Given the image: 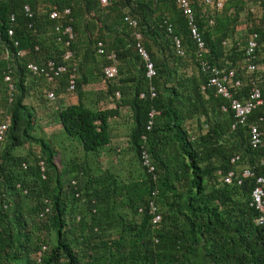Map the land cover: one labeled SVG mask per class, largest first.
<instances>
[{"label": "trees", "instance_id": "1", "mask_svg": "<svg viewBox=\"0 0 264 264\" xmlns=\"http://www.w3.org/2000/svg\"><path fill=\"white\" fill-rule=\"evenodd\" d=\"M190 4L203 40L200 56L173 0H0V123H6L0 264H264V226L249 205L253 177L238 184L220 177L244 166L264 173L261 151L248 143L251 125L264 135V75L262 103L239 123L225 98L200 89L206 75L199 66L201 60L237 65L243 55L236 41L253 32L264 47V0H223L220 8ZM65 8L63 19L48 17L51 9ZM240 20L245 28L237 35ZM56 25L70 27L68 45L56 40ZM173 36L183 55L175 53ZM137 42L152 63L150 79ZM19 49L25 54L17 56ZM66 49L67 71L50 81L26 68L27 62L59 63ZM109 54L116 68L111 79L102 73L112 63ZM261 68L264 73V53L257 75ZM68 73L76 103L55 109L46 92L64 91ZM249 77L242 72L232 89L241 101ZM45 106L51 115L56 111L50 120L61 131L46 134L38 124ZM151 109L156 113L146 130ZM121 133L126 147L111 148L114 164L102 168L103 146ZM56 135L54 144L49 137ZM141 149L151 171L141 166Z\"/></svg>", "mask_w": 264, "mask_h": 264}, {"label": "built area", "instance_id": "2", "mask_svg": "<svg viewBox=\"0 0 264 264\" xmlns=\"http://www.w3.org/2000/svg\"><path fill=\"white\" fill-rule=\"evenodd\" d=\"M205 4L210 6H214L215 8H220L223 0H202ZM100 5H105L107 0H98ZM176 7L180 9L181 13L185 16L187 25H188V32L190 38L192 39L193 43L195 44L197 50V56H200L202 47H203V40L197 30V26L195 24V20L193 18L192 8L190 4V0H173ZM24 11L29 13V9L27 6L23 7ZM69 13L68 9H51L48 12V17L50 19H57V18H64ZM9 19L13 20V15L9 16ZM129 23L134 25V21L130 20ZM166 30L170 32V25H167ZM55 31L58 33L56 40L61 41L62 44L68 45L69 40L72 38L71 29L69 26H61L56 25ZM7 34H12V29L7 30ZM135 38H139V34H135ZM173 39V46L175 49V53L177 55H183V49L181 47V43L179 38L176 36L172 37ZM238 40V39H237ZM227 40H223L222 44L226 45ZM17 42H14L16 45ZM236 45H238L242 49V58L241 61L238 62L237 65L230 67L228 62H225L224 65H213L208 63L206 60L199 61V66L201 71L206 75V79L204 84L200 86V89L203 91L208 89L212 91L215 95L225 98L228 102L229 109L233 112V117L235 118V122H243L246 119V116L255 109L258 105L262 103V99L260 96V89H259V79L261 78L260 75L256 74L259 54H258V35L257 33L253 32L247 35L245 41L241 44L236 41ZM98 53H102V48L100 43H97ZM136 51L138 55L143 59L144 66H145V77L150 79L154 75V69L152 66L151 61L148 59L147 53L144 48L137 42L136 43ZM24 50H17L16 55L22 56L24 54ZM112 63L105 65L102 68V73L105 78H113L116 74V68L113 64L114 57L113 54H109L107 56ZM71 58V52L66 49L63 51L61 56V62L54 63L53 61H47L44 65L38 66L33 62L26 63V68L35 74H43L47 80H52L53 77L57 76L60 72L67 71V67L69 66V60ZM74 64V63H73ZM73 69V68H72ZM247 73L250 75L249 80L247 81L248 89H247V97L245 100H239L234 97L232 89L238 88L241 84L240 76L241 73ZM4 80H9V76L5 75ZM152 87H150V90ZM65 90L68 94L73 95L75 92V83H74V75L73 73L67 74V85ZM153 95V92H150ZM115 97H118V93H114ZM143 94L140 93L139 97H142ZM46 98L52 102L55 99V95L53 91H48L46 93ZM222 110H225L224 106H221ZM156 113L155 110L151 109L147 113V120L145 124V129H150L152 124V119L154 114ZM234 122V123H235ZM234 125V124H233ZM232 125V126H233ZM6 128V123H0V139L3 136V133ZM144 139V136H140ZM248 143L252 149H259L261 151V155L259 157V164L263 167L264 170V135L258 130L256 125H251L248 132ZM139 158L141 164L146 166L147 171L152 170V166L149 163V158L147 153L141 149L139 153ZM237 160V156L231 157L229 162L234 163ZM42 169V167H41ZM219 173V171H217ZM221 180L224 183H231L233 180L236 183H240V178L243 177H253L254 184L251 188L249 194V205L256 209L259 212L258 217L256 218L255 222L257 224H263L264 222V173L256 175L254 172L244 166L241 170L237 173L234 170H228L224 175L221 174ZM158 220V215H154L152 221Z\"/></svg>", "mask_w": 264, "mask_h": 264}, {"label": "crops", "instance_id": "3", "mask_svg": "<svg viewBox=\"0 0 264 264\" xmlns=\"http://www.w3.org/2000/svg\"><path fill=\"white\" fill-rule=\"evenodd\" d=\"M245 28V23L244 21L240 20L239 24L236 26V33L237 35H240V33L243 32ZM259 52V57L261 58L263 55V51H264V47L263 45H259L258 48ZM263 69L261 68L260 70V76L263 78ZM56 95V102L55 104L57 105V107L61 108L64 107L65 105L68 104H72V103H76V94L75 95H70L67 92L62 91L61 93L55 94ZM56 112V111H55ZM54 112V113H55ZM53 113V115H50V109L45 107H40V109L38 110V124L42 127V130L48 134L51 135V133H56L61 131V127L60 125H58L57 123L53 125V123H51V121H49L51 118H53L55 116V114ZM39 121L43 122V125H41L42 123H39ZM115 121V117L109 118V122H114ZM53 122V121H52ZM47 126V127H46ZM118 128V125H117ZM122 128V127H121ZM121 128L119 127L118 130L120 131ZM46 133V134H47ZM125 136L123 133L117 135L116 137L110 139L109 143L106 144L105 146H103L102 148V152H101V156L100 159H102V163L106 162L108 163L107 165L111 164L113 161V153L114 151L111 150V148H116L115 151H118L119 149H122L124 144H125Z\"/></svg>", "mask_w": 264, "mask_h": 264}, {"label": "rangeland", "instance_id": "4", "mask_svg": "<svg viewBox=\"0 0 264 264\" xmlns=\"http://www.w3.org/2000/svg\"><path fill=\"white\" fill-rule=\"evenodd\" d=\"M97 86H100V87H102V85L99 83V84H97V85H87V87L88 88H90V87H97ZM51 111V110H50ZM55 111V110H54ZM52 114V113H51ZM50 114V115H51ZM49 121H53V119L52 120H49ZM39 123H42L41 125H43V122L42 121H39ZM51 123H53V122H51ZM47 127V126H46ZM47 133V132H46ZM48 134V133H47ZM50 139H51V142L52 143H54V144H57L58 142H59V140H60V137H58L57 135L56 136H50L49 137ZM72 145H74L73 143H72ZM126 147V144L124 145V148ZM130 153L128 152V154H125V156H127V155H129ZM131 155V154H130ZM103 161H101L100 159H99V164L101 165V167L102 168H106L108 165V163H106V162H104V163H102ZM114 161H112V163H113ZM114 164V163H113Z\"/></svg>", "mask_w": 264, "mask_h": 264}, {"label": "clouds", "instance_id": "5", "mask_svg": "<svg viewBox=\"0 0 264 264\" xmlns=\"http://www.w3.org/2000/svg\"><path fill=\"white\" fill-rule=\"evenodd\" d=\"M19 50H23V49H19ZM24 52H25V50H24ZM25 54V53H24ZM23 54V55H24ZM62 56V55H61ZM47 61H49V60H47ZM47 61H45L44 63H42L41 65H44ZM50 61H52V60H50ZM54 62V61H53ZM28 63V62H27ZM55 63V62H54ZM37 65V64H36ZM41 65H38V66H41ZM35 74V73H34ZM39 75V74H38ZM50 91V90H49ZM48 92V91H47ZM46 92V93H47ZM65 92H66V90H65ZM54 93V92H53ZM54 95H55V93H54ZM73 95H75V92H74V94ZM53 103H55L56 102V96H55V99H54V101H52ZM54 108L55 109H58V107H57V105L55 104L54 105ZM147 153V152H146ZM100 159V158H99ZM101 161H102V159H100ZM141 162V161H140ZM149 163H150V160H149ZM150 165H151V163H150ZM141 166H142V164H141ZM152 166V165H151ZM144 168H145V170L147 171V168H146V166H143ZM152 169H153V167H152ZM257 225H259V224H257ZM259 226H264V222H263V224H260Z\"/></svg>", "mask_w": 264, "mask_h": 264}]
</instances>
